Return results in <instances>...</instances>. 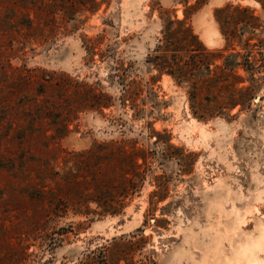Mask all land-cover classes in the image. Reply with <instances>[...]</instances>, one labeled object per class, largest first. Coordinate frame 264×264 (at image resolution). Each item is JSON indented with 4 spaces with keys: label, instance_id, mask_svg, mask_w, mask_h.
<instances>
[{
    "label": "rangeland",
    "instance_id": "374dc122",
    "mask_svg": "<svg viewBox=\"0 0 264 264\" xmlns=\"http://www.w3.org/2000/svg\"><path fill=\"white\" fill-rule=\"evenodd\" d=\"M0 264H264V0H0Z\"/></svg>",
    "mask_w": 264,
    "mask_h": 264
},
{
    "label": "trees",
    "instance_id": "16d2710c",
    "mask_svg": "<svg viewBox=\"0 0 264 264\" xmlns=\"http://www.w3.org/2000/svg\"><path fill=\"white\" fill-rule=\"evenodd\" d=\"M186 16H184L181 19H178L176 17H168L165 24H164V32H166L167 36H165V41L163 45H158L159 50H161L160 53H157L152 58V63L154 66H156L159 70H166L169 74L174 75V72L178 70L177 74L179 78L187 77L185 73L190 71V66L193 64L195 65V59L193 61V58L196 56L197 52L203 51L205 52L206 56L214 57L216 54L215 52H208L204 51L205 48L202 44H199V46L194 42V37L196 36L192 33V29L189 24L185 22ZM175 25V27H173ZM183 33L184 35H188L190 37L189 40H183L184 42L175 40L174 43L170 42L169 37L176 33ZM171 34V35H169ZM193 39V40H192ZM201 46V47H200ZM166 47V48H162ZM170 51L171 55L173 56L174 66L173 68L170 67L166 57V52ZM180 52L187 54L189 59L191 60V65L188 64L189 59L183 60L182 56L180 55ZM204 59V58H203ZM196 61L199 63L200 58L196 59ZM190 62V61H189ZM203 63V62H202ZM198 65V64H196ZM206 69L209 70V64L206 63Z\"/></svg>",
    "mask_w": 264,
    "mask_h": 264
}]
</instances>
